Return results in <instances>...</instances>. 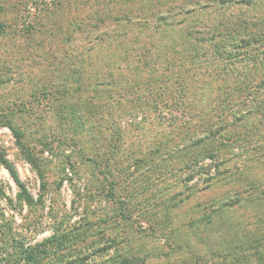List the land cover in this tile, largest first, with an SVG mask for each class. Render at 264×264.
<instances>
[{
    "label": "rangeland",
    "instance_id": "obj_1",
    "mask_svg": "<svg viewBox=\"0 0 264 264\" xmlns=\"http://www.w3.org/2000/svg\"><path fill=\"white\" fill-rule=\"evenodd\" d=\"M0 22V158L33 201L0 161V264H264V114L166 153L264 100V0H0Z\"/></svg>",
    "mask_w": 264,
    "mask_h": 264
},
{
    "label": "trees",
    "instance_id": "obj_2",
    "mask_svg": "<svg viewBox=\"0 0 264 264\" xmlns=\"http://www.w3.org/2000/svg\"><path fill=\"white\" fill-rule=\"evenodd\" d=\"M253 1L254 0H219V2L221 3V4H224V3H234V4H239V5H244V6H251L252 5V3H253ZM190 11H192V10H189V11H187V12H190ZM8 29H9V27H8ZM5 32H6V26L3 24V23H1L0 22V36H2V35H4L5 34ZM248 36H247V34L245 33V32H243L242 34H241V37H239V39H238V43L237 44H235V45H232V50H238V49H242V48H245V46H247V45H249V44H251V41H250V43H249V41L247 40L246 41V39L245 38H247ZM248 39V38H247ZM218 50H221V51H218ZM215 54H216V56L215 57H213L212 56V58H216L217 60H219V61H223V60H225V58H228V59H230V57L228 56V55H226L227 53H228V51H227V49H223V48H220V46L219 45H216V47H215ZM235 54H236V52H234L232 55L233 56H235ZM213 60H215V59H213ZM229 61V60H228ZM210 63V62H209ZM211 64H212V62H211ZM228 65H230V67L232 66V62H229V64ZM227 65V66H228ZM226 66V67H227ZM225 67V68H226ZM228 75H229V73H227ZM237 82V81H236ZM253 81L252 80H250V79H245V80H241V82L240 81H238V85H239V90H240V95L242 96L243 94H244V98L247 96V93H250L251 91H249L247 88H248V86L249 87H251V83H252ZM0 83H2V81H0ZM263 84H264V82H263ZM258 87H260V85L258 86ZM254 106V107H253ZM251 108L252 109H250L249 111H246V115H242V116H240V117H238L237 119H235L233 122H231V123H229V124H227V123H224V124H221V125H219V126H217V127H212V128H210V129H208L205 133H199L198 135H195L193 138L194 139H192V141L190 142V143H186L185 141H183V140H181V146L180 147H177L176 145L175 146H173L172 147V149H170L169 151H167L166 153H168V158L169 159H172V158H174V157H176V156H185V155H187L188 154V150H190L191 148H195V149H199V148H201V147H203V146H205V142H207V141H213L212 139H217L218 137H219V139H225L226 141H228V140H230V139H235L236 137H239L237 134H234V135H230V137H228L227 136V132H225V134H224V131L229 127V126H236V127H238V126H241V127H243L244 129H245V131H246V134L245 135H249L250 136V134H249V127L247 128V125H248V122L247 121H245V120H242V119H244L246 116H247V114H252V115H254L255 113H263L264 114V100L263 101H261L260 103H258V102H256L255 103V105H253ZM223 110H226L225 108H223L222 109V111ZM255 110V111H254ZM250 114V115H251ZM10 128H11V131H12V133L15 135V137L16 138H18L19 139V136H18V134H17V132H16V130L10 125V124H8V123H6ZM235 127V128H236ZM224 135V136H223ZM243 137H246V136H244V134H243ZM251 138H252V136H250ZM249 140H251V138H249V137H247ZM223 144V143H222ZM201 152V154H207V152H206V149L205 150H201L200 151ZM25 156H26V159H27V161L30 163V164H32V167L36 170V172L38 173V175H39V177L42 179V181L44 180V176H43V172H42V170L40 169V167H39V165H38V163H36V161H35V159H34V157H33V154H30L29 152H26L25 153ZM204 156V155H203ZM153 157L154 156H152V159H150L151 160V162H153L152 163V165L156 162V160L155 161H152L153 160ZM165 158H167V157H164V159ZM213 158V157H212ZM161 159V158H160ZM201 160V159H200ZM0 161H1V163L5 166V168L8 170V172H9V174H10V176H11V178H12V180L14 181V183L16 184V186H17V188H18V191H19V195L21 196V198L28 204V205H31V204H33V201H32V197L29 195V193L27 192V190H26V188H25V186L21 183V181L19 180V178H18V176H17V173H16V171L14 170V168L12 167V165H11V163H9L8 161H6V160H4L3 158H2V156H1V158H0ZM199 159H197V157H192V158H188V161H187V167H190L191 169H193V170H195V172L196 171H198L199 170ZM156 166H159V165H156ZM157 169L158 168H156L155 166L152 168V172H154L155 170L157 171ZM150 171V170H149ZM162 173L163 172H166V170H162L161 171ZM122 176V175H121ZM131 176V177H130ZM129 176V180H132V181H134L135 182V176L134 175H130ZM125 180V179H124ZM126 185H127V183H124V187L122 188V190H124V188H127L126 187ZM46 187V183L45 182H42V188L44 189ZM141 189H144V188H142V187H140ZM123 192V191H122ZM136 192H138V190H136ZM135 192V193H136ZM135 193H133L132 195H130V196H133V197H137V195H135ZM125 194H129V191H127V189H126V193ZM124 218L125 219H127V217H126V215H124ZM24 251V253L26 254V258H27V260L28 261H30V262H34L35 261V257L33 258V255L30 253V252H28L27 253V251L26 250H23ZM260 261H262V256H259V257H257ZM259 261V262H260ZM130 263V261H128V259H123V261H122V264H129Z\"/></svg>",
    "mask_w": 264,
    "mask_h": 264
}]
</instances>
